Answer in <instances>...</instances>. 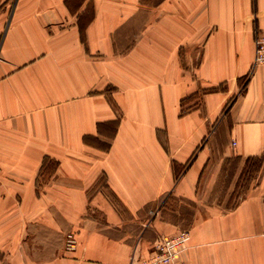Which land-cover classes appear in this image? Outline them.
I'll return each mask as SVG.
<instances>
[{
  "label": "crops",
  "instance_id": "crops-1",
  "mask_svg": "<svg viewBox=\"0 0 264 264\" xmlns=\"http://www.w3.org/2000/svg\"><path fill=\"white\" fill-rule=\"evenodd\" d=\"M263 33L264 0H0V264L182 232L178 263L264 264V162L228 207L264 158Z\"/></svg>",
  "mask_w": 264,
  "mask_h": 264
},
{
  "label": "built area",
  "instance_id": "built-area-1",
  "mask_svg": "<svg viewBox=\"0 0 264 264\" xmlns=\"http://www.w3.org/2000/svg\"><path fill=\"white\" fill-rule=\"evenodd\" d=\"M264 65V33L258 34L255 40L254 66ZM188 239V233L182 232L173 238H163L155 243L156 253L150 260L137 261L133 258L131 264H184L178 263L177 257L182 246ZM77 247L75 235L70 233L67 236L66 251L73 252Z\"/></svg>",
  "mask_w": 264,
  "mask_h": 264
},
{
  "label": "rangeland",
  "instance_id": "rangeland-1",
  "mask_svg": "<svg viewBox=\"0 0 264 264\" xmlns=\"http://www.w3.org/2000/svg\"><path fill=\"white\" fill-rule=\"evenodd\" d=\"M263 162L264 158L254 159L253 161H250V163L247 165V168H245V171H243L242 177L238 185L236 186V189L231 191L233 197L228 207H235L237 201L240 200V197H242L246 193V190L251 187L252 184L256 183V181L258 180L257 174H259L261 167L263 166ZM222 191V193H225L227 189H224ZM221 194H219V196H221ZM182 206L184 207V205Z\"/></svg>",
  "mask_w": 264,
  "mask_h": 264
}]
</instances>
